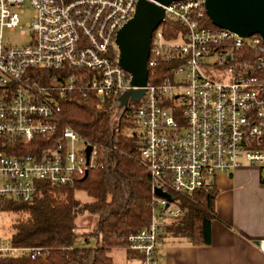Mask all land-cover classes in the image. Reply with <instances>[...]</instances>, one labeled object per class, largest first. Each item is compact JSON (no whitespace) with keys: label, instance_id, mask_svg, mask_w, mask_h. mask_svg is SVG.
Masks as SVG:
<instances>
[{"label":"built area","instance_id":"2783aa9c","mask_svg":"<svg viewBox=\"0 0 264 264\" xmlns=\"http://www.w3.org/2000/svg\"><path fill=\"white\" fill-rule=\"evenodd\" d=\"M139 1L0 0V202L30 203L40 185L72 189L98 167L107 148L64 124L60 99L92 92L102 110L108 98L114 103L131 89L115 39ZM27 5L32 20L20 35L28 43L11 46L4 31L19 28ZM162 9L144 94L122 118L151 183L150 224L127 237L136 264H157L162 229L182 218L183 199L208 192L217 176L246 165L258 168L264 181L261 37L207 26L205 0ZM159 66L168 71L162 78L154 71ZM256 247L264 255V240ZM5 255L36 258L41 250L13 249L0 240Z\"/></svg>","mask_w":264,"mask_h":264},{"label":"trees","instance_id":"16d2710c","mask_svg":"<svg viewBox=\"0 0 264 264\" xmlns=\"http://www.w3.org/2000/svg\"><path fill=\"white\" fill-rule=\"evenodd\" d=\"M207 26L214 27L211 22ZM154 71L160 78L168 73L164 66ZM96 104L92 92L78 90L60 99L64 124L92 144L107 148L98 158V167L72 189L40 185L38 196L30 203L1 201L0 212L13 217L7 240L10 247L39 249L41 255L0 256V264H115L109 255L115 247L125 249L129 261L137 259V254L126 247L127 237L150 224V178L140 163L135 139L124 133L130 124L125 119L120 125L115 123L113 99L108 98L102 110H97ZM216 196L217 190L212 187L208 192L196 193L194 198L183 199L182 218L166 225L159 241L210 245ZM85 215L96 218L87 233L79 228L80 218ZM91 241L95 244L90 246Z\"/></svg>","mask_w":264,"mask_h":264},{"label":"crops","instance_id":"0c3cea01","mask_svg":"<svg viewBox=\"0 0 264 264\" xmlns=\"http://www.w3.org/2000/svg\"><path fill=\"white\" fill-rule=\"evenodd\" d=\"M215 218L208 246L161 239L157 264H264L256 243L264 240V181L260 170L243 165L230 175H219ZM1 215V213H0ZM0 240H8L0 236ZM136 264V261H129Z\"/></svg>","mask_w":264,"mask_h":264},{"label":"water","instance_id":"95a60500","mask_svg":"<svg viewBox=\"0 0 264 264\" xmlns=\"http://www.w3.org/2000/svg\"><path fill=\"white\" fill-rule=\"evenodd\" d=\"M183 0H140L132 18L117 32L118 63L130 76L131 89L122 93L112 105L115 123L120 125L129 106L140 101L148 80L147 61L153 31L163 19L162 6ZM206 15L214 27L248 38L259 35L264 43V0H205ZM87 148V157L90 153ZM161 195L159 191L156 192Z\"/></svg>","mask_w":264,"mask_h":264},{"label":"rangeland","instance_id":"374dc122","mask_svg":"<svg viewBox=\"0 0 264 264\" xmlns=\"http://www.w3.org/2000/svg\"><path fill=\"white\" fill-rule=\"evenodd\" d=\"M32 15H33V11L27 5L24 9V14L20 16L19 28L13 32H10L8 30L4 31L5 43L10 44L11 46H22L28 43V37L21 36L20 31L27 32L28 29L26 25L31 22ZM116 120H117V117H116ZM128 131H130V127L126 128L124 130V133ZM77 196H80V198L84 200V196L82 194H78ZM0 213H1L0 215V236L8 239L10 236V226H11L13 217L9 213H5V212H0ZM95 221H96V218L94 216L85 215L81 217L79 221L80 232H83V233L89 232L94 226ZM94 244L95 242L91 241L90 246ZM109 255L113 258V262L115 264H130L129 260L127 259V253L125 249L121 247H115L111 249L109 252Z\"/></svg>","mask_w":264,"mask_h":264}]
</instances>
